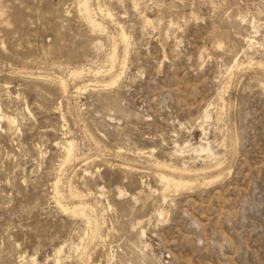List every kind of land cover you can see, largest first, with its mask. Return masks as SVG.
I'll return each instance as SVG.
<instances>
[{"label": "rangeland", "instance_id": "1", "mask_svg": "<svg viewBox=\"0 0 264 264\" xmlns=\"http://www.w3.org/2000/svg\"><path fill=\"white\" fill-rule=\"evenodd\" d=\"M78 1L0 0V264H264V0Z\"/></svg>", "mask_w": 264, "mask_h": 264}, {"label": "bare ground", "instance_id": "2", "mask_svg": "<svg viewBox=\"0 0 264 264\" xmlns=\"http://www.w3.org/2000/svg\"><path fill=\"white\" fill-rule=\"evenodd\" d=\"M78 1V0H77ZM94 2V1H93ZM100 3V2H99ZM78 4H79V8H78V10H82V8H84V9H88L89 8V4H90V0H79L78 1ZM137 5V4H136ZM92 6V5H91ZM101 6V5H100ZM134 6V5H133ZM141 6V5H140ZM95 7H97V6H95ZM137 7L138 6H136V9H137ZM102 8V7H101ZM136 9H134V10H136ZM103 10V9H102ZM100 11V10H99ZM104 11H106V10H104ZM136 11H139V9L138 10H136ZM3 12V9L0 11V13H2ZM68 12V11H67ZM82 12V11H81ZM80 12V13H81ZM101 12V11H100ZM106 12H108V17H109V15H110V17L112 16L113 17V14L111 13V10L109 9V8H107V11ZM104 13V12H103ZM3 14V13H2ZM79 14V13H78ZM89 14V13H88ZM105 14V13H104ZM83 16H84V14H82ZM81 15V16H82ZM90 16V15H89ZM97 16V15H96ZM141 16H143V15H141ZM107 17V18H108ZM111 17V18H112ZM143 19H144V17H142ZM148 20V19H147ZM98 21V20H97ZM114 21V20H113ZM112 21V22H113ZM145 21V20H144ZM90 23V22H89ZM114 23H116L117 24V22H114ZM152 23V22H151ZM161 23V22H160ZM171 23V22H170ZM118 24H119V26L121 27V29H122V32H119V33H122V36L124 37V38H126L127 39V36H126V34H125V32L123 31V26L120 24V22H118ZM99 25V24H98ZM170 25V24H169ZM173 26V25H172ZM97 29V28H96ZM117 29H118V27H117ZM121 31V30H120ZM126 31V30H125ZM104 33V32H103ZM168 33V32H167ZM110 35V34H109ZM108 37V36H107ZM109 38V37H108ZM127 41V40H126ZM109 42H110V40H109ZM108 42V43H109ZM218 42V41H217ZM118 43V42H117ZM116 43V44H117ZM126 43V42H125ZM249 47L250 48H253L254 47V45L256 44H254V41L253 40H249ZM127 44V43H126ZM130 44V43H129ZM220 45V44H219ZM218 45V46H219ZM125 46V45H124ZM129 46V45H128ZM115 47V46H114ZM126 47V46H125ZM110 48V47H109ZM128 48V47H127ZM221 48V47H220ZM115 49H116V47H115ZM219 49V48H218ZM115 51V50H114ZM128 51V50H127ZM116 52V51H115ZM113 53V52H112ZM111 53V54H112ZM112 57L115 59V55L113 54L112 55ZM246 58V57H245ZM247 58H248V56H247ZM252 58V57H251ZM110 59V58H109ZM125 61V60H124ZM250 60H248V62H249ZM94 62V61H93ZM112 62V61H111ZM115 62V61H114ZM254 62V60L252 61V63ZM92 63V62H91ZM106 63H108V62H106ZM124 63H126V62H124ZM236 63H238V62H236ZM251 63V62H250ZM66 64V63H65ZM114 64V63H113ZM112 64V65H113ZM242 64V63H241ZM106 65V64H105ZM123 65H125V64H123ZM236 65V64H235ZM238 65V64H237ZM240 65V64H239ZM247 65H249V64H247ZM257 65H259V64H257ZM77 66H79V65H77ZM84 66V65H83ZM104 66V65H103ZM245 66V65H244ZM250 66H251V64H250ZM260 66H262V65H260ZM82 67V66H81ZM232 67H233V65H232ZM263 67H264V65H263ZM80 68V67H79ZM230 68V67H229ZM82 69V68H81ZM235 69V68H234ZM100 70V69H99ZM104 70V69H103ZM111 70V69H110ZM16 71V70H15ZM23 71V70H22ZM97 71V70H96ZM95 71V72H96ZM105 71V70H104ZM233 71V70H232ZM229 72V69H228V73H232L233 74V72ZM101 72V71H100ZM106 72H108V71H106ZM110 72V71H109ZM108 72V73H109ZM16 73H17V71H16ZM27 73V72H26ZM76 73V75L79 73V72H75ZM83 73V72H82ZM228 73H226V74H228ZM28 74V73H27ZM30 74V73H29ZM107 74V73H106ZM23 75H25V74H23ZM39 75V74H38ZM47 75V74H46ZM74 75V74H73ZM80 75H82V74H80ZM22 76V75H21ZM44 76V75H43ZM79 75H77V77H78ZM230 76V75H229ZM231 76H233V75H231ZM50 77V76H49ZM53 77V76H52ZM61 77V76H60ZM118 77V76H117ZM70 78V77H69ZM75 78V77H74ZM116 78V77H115ZM228 78V77H227ZM230 78V77H229ZM49 79V78H48ZM68 79V78H67ZM112 80V79H111ZM115 80V79H114ZM229 80V79H228ZM59 81V80H58ZM116 81V80H115ZM230 81V80H229ZM67 82H68V80L66 81L65 80V78L63 79V78H61V80H60V86L63 88V90H64V92H67L68 91V89H67ZM73 82V81H72ZM114 82V81H113ZM225 82H226V80L224 81V84H225ZM228 82V81H227ZM228 84V83H227ZM226 84V85H227ZM58 85V84H57ZM107 85H109V84H107ZM114 85V84H113ZM4 86V85H3ZM224 86V85H223ZM229 86V85H228ZM230 88V87H229ZM88 89V88H87ZM6 89H4V91H5ZM81 91L82 90V88H80V87H78L77 88V92L78 91ZM85 90V89H84ZM7 91V90H6ZM8 92V91H7ZM74 93V92H73ZM118 93V92H117ZM61 94H62V92H61ZM71 94V93H70ZM63 95V94H62ZM66 96V95H65ZM64 97V96H63ZM68 98V97H67ZM70 98V97H69ZM109 100V99H108ZM221 100H222V98H221ZM68 104V103H67ZM211 104V103H210ZM212 106V105H211ZM224 106V105H223ZM78 109V108H77ZM28 110V109H27ZM206 110V112H205V116L204 117H208V115L210 116V114H208L209 112H208V110H207V108L205 109ZM223 110V109H222ZM62 114V118H63V120L65 121V114L64 113H61ZM204 114V113H203ZM84 117V116H83ZM218 117V116H217ZM202 118H203V116H202ZM206 119V118H205ZM205 119H204V121H205ZM1 120H5L6 121V123H7V126L9 127V128H14L15 127V125H16V123H17V121H18V118L16 117V116H13V115H10V114H8V113H6V112H3L2 111V108L0 107V121ZM81 122V121H80ZM202 123V122H201ZM204 124V123H203ZM201 126H203V125H201ZM204 129H205V127H204ZM203 129V130H204ZM227 131V130H226ZM204 132V131H203ZM71 133V132H70ZM205 133V132H204ZM76 141V140H75ZM205 141V140H204ZM62 142V141H61ZM210 142V141H209ZM209 142H207L208 143V145L207 146H202L201 147V149L199 150V151H197L198 152V154L199 153H204V156H205V158L204 159H207V161H208V159L209 160H211V158H212V156L214 155V153H215V151H214V149H213V146L211 145V143H209ZM60 143V142H59ZM63 143V146H64V149H65V157L67 158V159H69L72 155H74V152H75V145H74V141L73 140H66V141H64V142H62ZM189 143V142H188ZM188 143H184L183 145H181V144H178L177 142H175L174 143V145H175V150L173 151V154H177V155H181L182 157H185V154H187V153H190L191 151H192V149L190 148V145L188 144ZM57 145H58V143H57ZM199 145V144H198ZM200 145H202V144H200ZM224 145V144H223ZM192 147V146H191ZM40 148V147H39ZM102 148V147H101ZM77 150V149H76ZM118 150V149H117ZM120 150V149H119ZM123 150H121V152H122ZM154 151V149H151V152H153ZM196 151V150H195ZM104 152V151H103ZM120 152V153H121ZM140 152L141 153H145V151H142V150H140ZM132 153V152H131ZM137 154H139L138 152H136ZM117 154V153H116ZM146 154V153H145ZM149 154V153H148ZM147 154V155H148ZM219 154V153H218ZM217 153H216V155H218ZM41 155V154H40ZM114 155V154H113ZM141 155V154H140ZM176 155V156H177ZM220 155V154H219ZM127 156V155H126ZM150 156H152V155H150ZM154 157V156H153ZM178 158V157H177ZM217 158V157H216ZM63 159V158H62ZM142 159V158H141ZM147 159V158H146ZM145 159V160H146ZM158 159V158H157ZM180 159V158H179ZM192 159V158H191ZM191 159H189V160H191ZM159 160V159H158ZM175 160V159H174ZM185 160V159H184ZM62 161H64V160H62ZM66 161V160H65ZM68 161V160H67ZM157 161V160H156ZM176 161V160H175ZM213 161V160H212ZM69 162V161H68ZM149 162H151V161H149ZM170 162V161H169ZM195 162V161H194ZM210 162V161H209ZM60 163V162H59ZM65 163V162H64ZM156 163V162H155ZM180 164H182L181 162H179ZM185 161H184V165H182V166H185ZM160 164V163H159ZM166 164V163H165ZM164 164V165H165ZM188 164V163H187ZM195 165H199V164H197V163H194ZM205 164H208V163H205ZM220 164V163H219ZM122 165H124V164H122ZM157 165V164H156ZM162 165V164H161ZM188 165H190V164H188ZM58 166V165H57ZM62 167H64L63 166V163H62V165H61ZM163 166V165H162ZM191 166V165H190ZM193 166V165H192ZM218 166V165H217ZM221 166V165H220ZM171 167V166H170ZM186 167V166H185ZM215 167V166H214ZM213 167V168H214ZM173 169H174V167H172ZM211 168V167H210ZM58 169V168H57ZM141 169V168H140ZM175 169H177L178 170V168L176 167ZM174 169V170H175ZM182 171L184 170L185 171V168H180ZM59 170H60V168H59ZM173 170V171H174ZM205 170V169H204ZM66 171V170H65ZM91 171V170H90ZM126 171V170H125ZM64 172V171H63ZM85 172V171H84ZM181 172V171H180ZM88 173V172H87ZM58 174H60V173H58ZM88 174H90V172L88 173ZM87 174V175H88ZM65 176H66V174H65ZM148 176V175H147ZM59 177V176H58ZM57 177V178H58ZM128 178V177H127ZM213 178V177H212ZM217 178V177H216ZM60 179H61V175H60ZM60 179L58 178V180L57 181H55V190H56V198H57V203H58V205L59 206H61L62 208H64L65 210H70L71 209V212L72 213H74V214H76V215H81V216H83L85 219H86V222L90 225V227L93 229V234H91V235H93V237H96V234H97V220L96 219H92L91 217H90V215H89V210L90 209H92V206L90 205V204H87V203H81V204H79V205H77V206H73V207H71V208H69V206H67V205H65V204H63L62 203V198H61V196L59 197V192H58V186H59V183H60ZM75 179V178H74ZM129 179V178H128ZM160 179H161V181H162V186H161V194H162V199H163V202H166L167 201V193L169 192V191H179V190H181V189H184L185 190V188H188V187H192V186H194L195 184L194 183H192L191 181H189V180H186V179H184V178H182V177H179V178H176V177H173V176H169V175H165V174H162V175H160ZM130 180V179H129ZM144 180V179H143ZM215 180V179H214ZM213 180V181H214ZM196 181V180H195ZM197 181H199V180H197ZM209 181V180H208ZM212 181V182H213ZM132 182V181H131ZM78 183V182H77ZM158 183V182H157ZM96 184V183H95ZM61 185V184H60ZM204 185V184H203ZM151 191H153L152 190V187L149 185V184H147L146 185ZM196 186V185H195ZM71 187V186H70ZM122 187H124V186H122ZM80 188V187H79ZM58 189V190H57ZM76 189V188H75ZM81 189H82V187H81ZM144 189V188H143ZM157 190V189H156ZM78 191V190H77ZM92 191V190H91ZM140 191H142V190H140ZM61 192V191H60ZM118 192H119V195L120 196H123L124 194H125V191L123 190V188L121 189V188H118ZM143 192V191H142ZM88 194V193H87ZM100 194H102V193H100ZM169 194V193H168ZM76 195L77 196H79L80 194H79V192H76ZM93 195V194H92ZM95 195V194H94ZM89 196V195H88ZM101 196V195H100ZM155 196V195H154ZM71 197H73V196H71ZM95 197V196H94ZM169 197V196H168ZM171 197V196H170ZM55 198V197H54ZM53 198V199H54ZM81 198V197H80ZM172 198V197H171ZM61 199V200H60ZM94 199V198H93ZM56 200V199H55ZM54 200V201H55ZM173 201V200H172ZM137 202V201H136ZM56 203V202H55ZM69 203V202H68ZM99 203H100V201H99ZM108 204V208H113V207H111V205L109 204V203H107ZM165 204V203H164ZM75 205V204H74ZM58 206V207H59ZM114 206V205H113ZM158 207V206H157ZM60 208V207H59ZM106 209V208H105ZM166 208H163V207H161V206H159L158 208H156V212H155V214H156V216H157V221H158V223L160 222V221H163L165 218H166V214H167V211L165 210ZM63 210V209H62ZM65 210H63L64 212H65ZM94 210H95V208H94ZM123 210V209H122ZM114 211V210H113ZM119 211V210H118ZM70 212V211H69ZM131 212V211H130ZM83 218V219H84ZM84 219V220H85ZM133 222V221H132ZM138 225H140L141 223H142V220H138L137 222H136ZM135 223V224H136ZM104 225H105V222H104ZM136 226V225H135ZM87 227H88V225H87ZM134 228V227H133ZM92 231V230H91ZM90 234H89V236H90ZM105 234V233H104ZM145 234H146V231L144 230V229H142L141 231H140V233H139V238H143L144 236H145ZM86 235V234H85ZM104 236H106V235H104ZM86 237H87V239H88V236L86 235ZM83 239V238H82ZM81 239V240H82ZM86 239V238H85ZM84 239V240H85ZM90 239V238H89ZM92 240V239H91ZM106 240V239H105ZM86 241V240H85ZM90 241V240H89ZM82 242V241H81ZM81 242H80V244H81ZM87 242V241H86ZM106 242V241H105ZM64 243V242H63ZM88 243V242H87ZM87 243H86V246H87ZM72 244V243H71ZM83 244V243H82ZM65 245V244H64ZM63 245V246H64ZM78 245V244H77ZM80 246V245H79ZM81 246H83V245H81ZM147 246H148V243H145L144 244V248H147ZM61 247H62V245H61ZM84 247V246H83ZM70 248H72V246H70ZM88 248V247H87ZM57 249V248H56ZM65 249V248H64ZM78 249V248H77ZM58 250V249H57ZM80 250V249H79ZM78 250V251H79ZM83 250V249H82ZM85 250V249H84ZM143 248H142V252H143ZM56 251V250H55ZM58 252L60 253V250H58ZM76 253H77V251H75ZM111 252H112V250H111ZM56 253H57V251H56ZM90 253V252H89ZM82 254V253H81ZM145 254V253H144ZM23 256H25V255H23ZM56 256V255H55ZM106 256H108V254L106 253ZM146 256V255H145ZM57 257H59V254H58V256ZM21 258V260H22V257H20ZM30 258H32V257H30ZM90 258V257H89ZM108 258V263H113L112 261H114V254L111 256V257H106V259ZM24 259V258H23ZM83 259V258H82ZM20 260V261H21ZM31 261V264H40L38 261H37V259L35 258V257H33L32 258V260H30ZM57 261L59 262V259H57ZM23 262V261H22ZM83 262V261H82ZM56 264V263H55ZM157 264V263H156Z\"/></svg>", "mask_w": 264, "mask_h": 264}]
</instances>
